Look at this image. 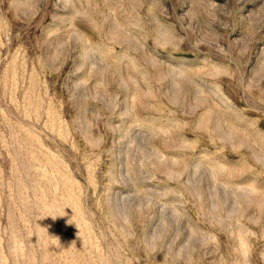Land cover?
<instances>
[{"label": "rangeland", "instance_id": "374dc122", "mask_svg": "<svg viewBox=\"0 0 264 264\" xmlns=\"http://www.w3.org/2000/svg\"><path fill=\"white\" fill-rule=\"evenodd\" d=\"M0 264H264V0H0Z\"/></svg>", "mask_w": 264, "mask_h": 264}]
</instances>
